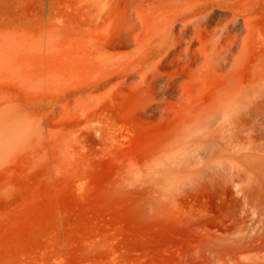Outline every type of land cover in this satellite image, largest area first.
<instances>
[{
	"label": "rangeland",
	"instance_id": "374dc122",
	"mask_svg": "<svg viewBox=\"0 0 264 264\" xmlns=\"http://www.w3.org/2000/svg\"><path fill=\"white\" fill-rule=\"evenodd\" d=\"M108 2L0 0V264L50 258L59 212L73 264H204V212L213 227L231 206L201 185L203 149L190 150L195 163L174 172L181 120L141 112L137 80L112 78L67 104L25 108L28 98L55 99L141 53V34L128 47L94 53L126 27L110 14L88 29ZM62 48L87 54V66L61 75L53 60ZM210 260L226 264L225 251Z\"/></svg>",
	"mask_w": 264,
	"mask_h": 264
},
{
	"label": "bare ground",
	"instance_id": "6f19581e",
	"mask_svg": "<svg viewBox=\"0 0 264 264\" xmlns=\"http://www.w3.org/2000/svg\"><path fill=\"white\" fill-rule=\"evenodd\" d=\"M110 14H119L126 27L104 39L94 53L128 47L141 34L145 43L137 58L92 83L70 85L55 99L28 98L25 108L29 114L42 112L112 78L137 80L141 112L181 120L171 143L170 151L180 152L173 171L195 163L197 154L190 150L203 149L197 160H204L197 171L203 189L231 200L213 227L204 212V264H212L219 250L225 251L226 264H264V147L257 146L264 140V0H109L86 26L96 28ZM88 58L62 48L53 65L66 75L86 67ZM58 217L51 242L56 250L39 264L74 263L61 212Z\"/></svg>",
	"mask_w": 264,
	"mask_h": 264
}]
</instances>
